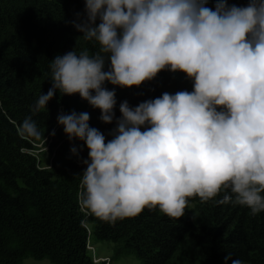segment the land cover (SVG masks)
<instances>
[{
  "label": "clouds",
  "instance_id": "obj_1",
  "mask_svg": "<svg viewBox=\"0 0 264 264\" xmlns=\"http://www.w3.org/2000/svg\"><path fill=\"white\" fill-rule=\"evenodd\" d=\"M84 2L86 18L72 23L99 52L58 55L52 87L31 106L37 114L57 91L78 93L101 110L102 122H115L106 140L87 112L57 117L69 140L89 149L82 206L111 223L145 208L179 219L189 198L207 202L223 191L219 204L264 211V0L243 7L216 0L214 10L208 0ZM165 69L186 73L194 90L135 107L124 100L116 117V91L106 83L138 87ZM19 131L43 135L32 116Z\"/></svg>",
  "mask_w": 264,
  "mask_h": 264
},
{
  "label": "trees",
  "instance_id": "obj_2",
  "mask_svg": "<svg viewBox=\"0 0 264 264\" xmlns=\"http://www.w3.org/2000/svg\"><path fill=\"white\" fill-rule=\"evenodd\" d=\"M248 2L228 0L241 7ZM215 3L208 0L207 6L214 10ZM86 16L84 0H0V264H27L29 258L106 264L93 260L89 240L112 242L113 259L133 256L140 264H233L236 259L264 264V211L252 215L247 206L219 204L223 191L207 202L189 198L179 219L145 208L111 223L82 206L83 160L89 158V149L79 138L70 141L57 117L73 110L87 112L90 126L106 140L113 138L115 122H102L101 110L78 93L57 91L47 109L37 114L31 106L52 87L50 65L58 55L99 52V42L86 39L72 23ZM109 67L106 61L105 70ZM193 84L186 73L165 69L138 87H106L115 88L114 110L120 117L124 100L135 107L165 92H191ZM28 116L43 134L40 139L20 133ZM40 144L50 150L46 166L35 153Z\"/></svg>",
  "mask_w": 264,
  "mask_h": 264
},
{
  "label": "rangeland",
  "instance_id": "obj_3",
  "mask_svg": "<svg viewBox=\"0 0 264 264\" xmlns=\"http://www.w3.org/2000/svg\"><path fill=\"white\" fill-rule=\"evenodd\" d=\"M39 149L35 152L41 160V165L46 166L50 158V150L48 146L40 144ZM89 253L96 263L105 262L106 264H140V261L133 257H124L120 260L113 259L115 244L112 242H94L89 240ZM27 264H53L48 259L36 260L29 258L25 261Z\"/></svg>",
  "mask_w": 264,
  "mask_h": 264
},
{
  "label": "built area",
  "instance_id": "obj_4",
  "mask_svg": "<svg viewBox=\"0 0 264 264\" xmlns=\"http://www.w3.org/2000/svg\"><path fill=\"white\" fill-rule=\"evenodd\" d=\"M88 244H89V242H88ZM88 247H89V245H88Z\"/></svg>",
  "mask_w": 264,
  "mask_h": 264
}]
</instances>
